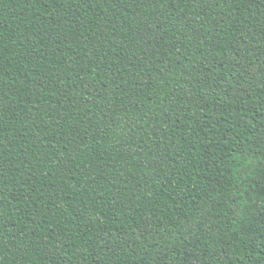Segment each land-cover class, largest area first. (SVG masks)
<instances>
[{
    "label": "trees",
    "instance_id": "trees-1",
    "mask_svg": "<svg viewBox=\"0 0 264 264\" xmlns=\"http://www.w3.org/2000/svg\"><path fill=\"white\" fill-rule=\"evenodd\" d=\"M0 264H264V0H0Z\"/></svg>",
    "mask_w": 264,
    "mask_h": 264
}]
</instances>
